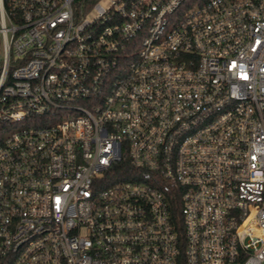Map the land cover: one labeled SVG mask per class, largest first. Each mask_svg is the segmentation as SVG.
<instances>
[{
	"label": "built area",
	"instance_id": "1",
	"mask_svg": "<svg viewBox=\"0 0 264 264\" xmlns=\"http://www.w3.org/2000/svg\"><path fill=\"white\" fill-rule=\"evenodd\" d=\"M0 0V264H264V0Z\"/></svg>",
	"mask_w": 264,
	"mask_h": 264
},
{
	"label": "trees",
	"instance_id": "2",
	"mask_svg": "<svg viewBox=\"0 0 264 264\" xmlns=\"http://www.w3.org/2000/svg\"><path fill=\"white\" fill-rule=\"evenodd\" d=\"M7 128V126L5 124L0 123V143L2 142L5 133L3 130H5Z\"/></svg>",
	"mask_w": 264,
	"mask_h": 264
},
{
	"label": "rangeland",
	"instance_id": "3",
	"mask_svg": "<svg viewBox=\"0 0 264 264\" xmlns=\"http://www.w3.org/2000/svg\"><path fill=\"white\" fill-rule=\"evenodd\" d=\"M101 4H102L103 6H106V5L108 4V0H103V1H101Z\"/></svg>",
	"mask_w": 264,
	"mask_h": 264
}]
</instances>
